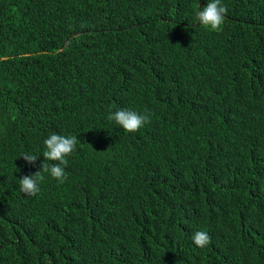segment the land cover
I'll use <instances>...</instances> for the list:
<instances>
[{
	"label": "trees",
	"instance_id": "trees-1",
	"mask_svg": "<svg viewBox=\"0 0 264 264\" xmlns=\"http://www.w3.org/2000/svg\"><path fill=\"white\" fill-rule=\"evenodd\" d=\"M209 2L0 0V264H264V0H221L220 32ZM52 133L66 181L27 197Z\"/></svg>",
	"mask_w": 264,
	"mask_h": 264
},
{
	"label": "clouds",
	"instance_id": "clouds-1",
	"mask_svg": "<svg viewBox=\"0 0 264 264\" xmlns=\"http://www.w3.org/2000/svg\"><path fill=\"white\" fill-rule=\"evenodd\" d=\"M226 14L227 8L221 5V0H210L205 7L196 13V18L205 28L220 32L225 23ZM82 33L80 32V34ZM77 35L79 34L77 33ZM5 90L6 88L1 89L0 105L2 104L1 100L4 99ZM108 119L114 121L128 133L139 132L146 124L151 122L148 115L129 108L116 110L108 116ZM44 144L46 150L43 152V157L46 162L41 165V170L20 179L19 190L27 197H35L40 192L39 182L44 179L46 173H50L51 177L61 184L66 181L65 167L69 163L67 157L71 156L76 150L77 137L52 133L44 141ZM21 157L29 165H35L38 160L37 156L31 153H24ZM49 161L56 163L49 164ZM191 239L200 248H204L211 243V237L206 231L195 232Z\"/></svg>",
	"mask_w": 264,
	"mask_h": 264
},
{
	"label": "rangeland",
	"instance_id": "rangeland-1",
	"mask_svg": "<svg viewBox=\"0 0 264 264\" xmlns=\"http://www.w3.org/2000/svg\"><path fill=\"white\" fill-rule=\"evenodd\" d=\"M183 207H186L188 210H190L191 212H196L198 207L200 206L206 213L207 215H209V212H211V208L209 206L210 204V200L205 199L204 201H200L198 199V201L196 202V205L194 207H192L190 204L186 203L185 201L182 202Z\"/></svg>",
	"mask_w": 264,
	"mask_h": 264
},
{
	"label": "water",
	"instance_id": "water-1",
	"mask_svg": "<svg viewBox=\"0 0 264 264\" xmlns=\"http://www.w3.org/2000/svg\"><path fill=\"white\" fill-rule=\"evenodd\" d=\"M77 34H74V36H76Z\"/></svg>",
	"mask_w": 264,
	"mask_h": 264
}]
</instances>
